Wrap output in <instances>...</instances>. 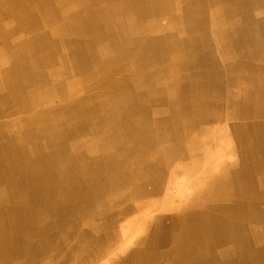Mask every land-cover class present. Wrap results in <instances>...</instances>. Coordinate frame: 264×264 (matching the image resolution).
<instances>
[{"label":"crops","instance_id":"0c3cea01","mask_svg":"<svg viewBox=\"0 0 264 264\" xmlns=\"http://www.w3.org/2000/svg\"><path fill=\"white\" fill-rule=\"evenodd\" d=\"M105 2L0 0V264H264V0Z\"/></svg>","mask_w":264,"mask_h":264},{"label":"bare ground","instance_id":"6f19581e","mask_svg":"<svg viewBox=\"0 0 264 264\" xmlns=\"http://www.w3.org/2000/svg\"><path fill=\"white\" fill-rule=\"evenodd\" d=\"M63 1V0H62ZM104 1H106L105 3V7H104V12L106 13V15H108V16H111L112 18H114V16H113V12H112V10H111V8H112V6L110 5V2H112V1H114V0H104ZM31 3V2H30ZM52 3V2H51ZM85 3V2H84ZM53 4V3H52ZM89 4V3H88ZM94 4V3H93ZM27 6V5H26ZM81 6V5H80ZM47 7V6H46ZM52 8H53V6H52ZM95 9V8H94ZM4 11H6V10H4ZM13 11H11V13H12ZM30 12V11H29ZM3 13V12H2ZM59 13V12H58ZM73 13V12H72ZM97 13V12H96ZM127 13V12H126ZM54 14V13H53ZM56 14V13H55ZM47 15V14H46ZM54 17V16H53ZM71 17V16H70ZM75 18V17H74ZM86 18V17H85ZM76 19V18H75ZM56 20V19H55ZM60 20V19H59ZM62 20V19H61ZM72 20H74V19H72ZM83 21H84V19H83ZM89 21V20H88ZM105 21V20H104ZM48 22H49V20H48ZM120 22H123L122 23V25L125 23H127L128 21L127 20H125V19H122V21H120ZM52 23V22H51ZM50 23V24H51ZM63 23V22H62ZM89 23V22H88ZM16 24H19V23H16ZM43 24H44V22H43ZM47 24V23H46ZM45 24V25H46ZM101 24V23H100ZM121 24V23H120ZM124 24V25H125ZM34 25V24H33ZM38 25V24H37ZM30 26H32L31 24H30ZM40 26V25H39ZM62 26V25H61ZM72 26V25H71ZM74 27H75V25H73ZM89 26V25H88ZM121 26V25H120ZM34 27H35V25H34ZM38 27V26H37ZM42 27V26H41ZM100 27V25H99V22L97 21V19H96V21L94 20L93 22H92V30H96V29H98ZM18 28V27H17ZM33 28V27H32ZM43 28V27H42ZM85 29L87 28L88 29V27H84ZM196 28H198V22H197V27ZM39 29V28H38ZM83 29V28H82ZM42 30V29H41ZM44 30H46V29H44ZM49 30V29H48ZM43 31V30H42ZM41 31V32H42ZM51 31V30H50ZM91 31V30H90ZM44 32V31H43ZM122 32V31H121ZM51 34V33H50ZM99 34V33H98ZM104 34V33H103ZM118 34V33H117ZM28 35V34H27ZM35 35V34H34ZM90 35V34H89ZM100 35V34H99ZM105 35V34H104ZM108 35V34H107ZM129 35V37H130V33L128 34ZM101 36V35H100ZM54 37V36H53ZM86 37H87V34H86ZM85 37V38H86ZM7 38V37H6ZM25 38V37H24ZM60 38H62V37H60ZM90 39H88L89 40V42L87 43V45L86 46H84L85 48V50H89L91 47H93V46H98V44L99 43H97L96 42V38H94V37H89ZM95 39V40H94ZM48 40V39H47ZM60 40V39H59ZM9 41V40H8ZM122 41V40H121ZM128 43H126V44H124V45H119L118 43H115V42H112V44L110 45V46H114L115 47V49L116 50H118V52H119V49L121 48V49H128V51L129 52H131V49H132V45H133V43L130 41V38L128 39ZM103 42H104V40H103ZM156 42H157V40H156ZM14 43V42H13ZM16 43V42H15ZM12 44V43H11ZM50 44H51V42H50ZM100 45V44H99ZM103 45V44H102ZM107 45V44H106ZM45 46V45H44ZM31 47V46H30ZM34 47V46H33ZM36 47V46H35ZM113 47V48H114ZM12 48V47H11ZM24 49V48H23ZM67 49V48H66ZM69 49V48H68ZM70 49H71V47H70ZM104 49V48H103ZM5 50V49H4ZM37 50V49H36ZM94 50H96V49H94ZM50 51V50H49ZM54 51V50H53ZM59 51V50H58ZM71 51H72V49H71ZM70 51V52H71ZM111 51V50H110ZM110 51L108 52V53H110ZM69 52V51H68ZM105 52V51H104ZM107 52V51H106ZM21 53H23V52H21ZM43 53V52H42ZM81 53V52H80ZM87 53V52H86ZM91 53H92V51H91ZM97 54V53H96ZM102 54V53H101ZM125 54V53H124ZM129 54V53H128ZM24 55V54H23ZM50 55H52V54H50ZM56 55V54H55ZM65 55V54H64ZM85 55V54H84ZM111 55V54H110ZM160 55H162V54H160ZM10 56H11V58L8 56V55H5V59H1L0 58V64H2V63H4V62H8L9 60L10 61H14V60H16V59H13L12 58V55L10 54ZM75 56V55H74ZM82 56V55H81ZM86 56V55H85ZM125 56V55H124ZM124 56H120L119 58L117 57V59L115 60L116 62H118V65H119V63H123L124 61H126V60H129L130 58V56L129 57H127V58H125ZM24 57H26V56H24ZM36 57V55L35 56H33V57H31L30 59H29V61H26V62H28V66H29V68H32V70L33 69H36V68H38V66L40 65V63L38 62V60L35 58ZM41 57V56H40ZM68 57V56H67ZM100 57H101V55H100ZM162 57V56H161ZM57 58V57H56ZM72 58V57H71ZM85 58V57H84ZM88 58V57H87ZM101 59H102V57H101ZM46 60V59H45ZM64 60V59H63ZM17 61V60H16ZM22 61H24V60H22ZM56 61V60H55ZM58 62V61H57ZM61 62V61H60ZM107 62V61H106ZM63 63V62H62ZM65 63V62H64ZM98 63H99V61H97V60H94V70L96 71V74H98L99 76H100V72L101 71H99V66H98ZM69 64V63H68ZM116 64V63H115ZM17 64H14V66H16ZM47 65H49V64H47ZM55 65V64H54ZM83 65V64H82ZM104 65V64H103ZM114 65V64H113ZM18 66V65H17ZM21 66V65H20ZM58 67H59V65H58ZM73 67V66H72ZM77 67V66H76ZM60 68V67H59ZM86 68H88V66L86 67ZM115 68V67H114ZM45 69V68H44ZM71 69V68H70ZM23 70V69H22ZM61 71V70H60ZM85 71V69L83 68L82 69V72H84ZM36 72V71H35ZM80 72V71H79ZM78 72V73H79ZM77 73V74H78ZM95 73V72H94ZM128 73V72H127ZM18 74V73H17ZM1 75V74H0ZM47 75V74H46ZM64 75V74H63ZM75 75V74H74ZM103 75V74H102ZM125 75H126V73H125ZM67 76V75H66ZM78 76V77H77ZM80 77V75H75L74 76V78H76L75 79V81H74V84H65L66 82H60V77L58 78V81L60 82V84H59V87H60V89L58 90L59 91V94H63L64 96L68 93V92H70V90L71 89H75L77 86V88H83V81L81 80V78H79ZM105 77V76H104ZM1 78V77H0ZM24 78V77H23ZM46 78V77H45ZM64 78V77H63ZM98 78V77H97ZM72 79V78H71ZM94 78H90L89 80H93ZM87 80V79H86ZM103 80V79H102ZM47 81V80H46ZM96 81V80H95ZM5 82V81H4ZM12 83V82H11ZM9 85V84H8ZM23 85V84H22ZM39 85V84H38ZM70 87H69V86ZM119 85V84H118ZM16 88V87H15ZM51 89V88H50ZM64 90V91H63ZM47 91H43V89H41V91H40V93H46ZM57 92V91H56ZM25 96L28 98V100H30L31 101V98H29V97H31V96H33L32 95V93L30 94L29 93V87L28 86H26V90H25ZM47 93H51V91L49 92H47ZM58 93V92H57ZM37 94V93H36ZM55 94V93H54ZM89 94H91V93H89ZM37 95H40V94H37ZM42 97H44V96H42V95H40V96H37V100H38V102L39 103H44V99L42 98ZM63 98H65V97H63ZM58 99V98H57ZM4 102V100H2V103ZM33 102V101H32ZM5 104V103H4ZM243 109H245V110H247L248 109V107H247V105H245L244 107H243ZM58 110V109H57ZM109 110V109H108ZM10 111V110H9ZM48 114L50 115V116H52L51 115V112H49L48 111ZM56 118V121H57V125H60V126H62V125H64L65 126V124L63 123V120L59 117V118H57V117H55ZM103 121V120H102ZM79 122V121H78ZM104 122V121H103ZM1 125V124H0ZM17 125V124H16ZM45 128L47 127V126H44ZM80 127V126H79ZM51 128H54V125H52L51 126ZM54 133H62V134H67L68 135V137H67V139L69 138V134H68V130H57V128L55 127V130L53 131ZM81 134V133H80ZM66 137V136H65ZM77 141V140H76ZM71 142V141H70ZM71 146H69V148H70ZM235 148V147H234ZM71 152V151H70ZM46 158V157H45ZM60 160V159H59ZM82 161H83V158H82ZM73 163V162H72ZM63 164H64V162H63ZM81 164H83V163H81ZM52 165V164H51ZM69 165H70V163H69ZM74 165V164H73ZM25 166V165H24ZM54 166H56V165H54ZM65 167V166H64ZM83 168V167H82ZM51 169V168H50ZM54 169V168H53ZM52 169V170H53ZM146 169V168H145ZM26 170V169H25ZM68 170V169H67ZM147 170V169H146ZM66 171V170H65ZM43 172V171H42ZM47 172V171H46ZM67 172V171H66ZM76 173V172H75ZM88 173V172H87ZM39 174V173H38ZM23 175V174H22ZM33 175V174H32ZM83 175V174H82ZM31 176V175H30ZM29 176V177H30ZM54 176V175H53ZM67 176H68V174H67ZM47 177H48V175H47ZM51 177V176H50ZM79 177V176H78ZM154 177V176H153ZM56 178V177H55ZM82 178V177H81ZM184 179V178H183ZM190 179V178H189ZM65 180V179H64ZM74 180V179H73ZM156 180V179H155ZM210 181H211V179H210ZM210 181H209V183H210ZM61 182H64V181H61ZM191 182V181H190ZM198 182V181H197ZM170 183V182H169ZM183 183V185L181 186L182 188L180 189L181 190V193L183 194L182 196H184V197H186V203H184V204H182V203H180L179 202V200H178V198L177 197H171V195H169L167 198H169V200L170 201H172V202H176L179 206L181 205V206H190V208H195V207H198V197H197V195H195V198H191V196L189 197V190H190V185H186V180L184 181V182H182ZM195 183V182H194ZM51 184V183H50ZM64 184V183H63ZM71 184V183H70ZM192 184V183H191ZM54 185V184H53ZM65 185V184H64ZM72 185V184H71ZM97 185H98V183H97ZM60 186V185H59ZM99 186V185H98ZM154 186H155V191H158V190H164V189H166V185L165 186H161L160 184H158L157 182L154 184ZM174 186V185H173ZM177 186V185H176ZM183 186H185V187H183ZM34 187V186H33ZM51 187H52V185H51ZM13 188V190H15V192H17V191H19L20 190V187H19V184L17 183V186H16V183H14V184H12V186L11 187H7L5 190H10V189H12ZM3 189V188H2ZM35 189V188H34ZM48 189V188H47ZM97 189H98V187H97ZM39 190V189H38ZM54 190V189H53ZM57 190V189H56ZM68 190V189H67ZM169 190V189H168ZM72 191V190H71ZM167 191V190H166ZM83 192H85V191H83ZM28 193V192H27ZM198 193V192H197ZM165 194V193H164ZM83 195V194H82ZM174 195V194H173ZM37 196V195H36ZM41 196H42V194H41ZM43 197V196H42ZM183 197V198H184ZM31 198V197H30ZM58 198V197H57ZM98 198V197H97ZM96 198V199H97ZM182 198V199H183ZM193 200H191V199ZM34 200V199H33ZM37 200V199H36ZM73 200V199H72ZM59 201H60V198H59ZM64 201V200H63ZM58 202V201H57ZM166 202H168V201H166ZM62 203V202H61ZM205 203V202H204ZM57 204V203H56ZM203 205V204H202ZM173 206V205H172ZM176 207V206H175ZM163 208V207H162ZM183 208V207H182ZM189 208V209H190ZM197 209V208H196ZM180 210V209H179ZM189 212V211H188ZM47 213H48V211H47ZM150 213V212H149ZM178 213V212H177ZM176 213V214H177ZM183 213V212H182ZM17 214V213H16ZM184 216V218H182L181 219V217H183ZM207 216V215H206ZM22 217V216H21ZM19 218V217H18ZM63 218V217H62ZM215 218V217H214ZM219 218V217H218ZM64 219V218H63ZM66 219V218H65ZM13 220V219H12ZM11 220V221H12ZM24 220V219H23ZM220 220V219H219ZM223 220V219H222ZM40 221V220H39ZM172 221H173V223H172V227H174V228H179V227H182V225H183V223H185L186 222V217H185V215H180L177 219H172ZM213 221V220H212ZM14 222H16V221H14ZM36 222V221H35ZM217 222V221H216ZM8 223V222H7ZM214 223V222H213ZM37 225V224H36ZM163 225V224H162ZM33 226V225H32ZM61 227V226H60ZM156 228V227H155ZM55 229V228H54ZM154 229V228H153ZM183 229V228H182ZM182 229H181V231H182ZM162 230H163V227H162ZM51 231V230H50ZM184 234V233H183ZM189 235V234H188ZM29 236V235H28ZM165 236V235H164ZM182 236H184V235H182ZM195 236V235H194ZM187 237V236H186ZM39 238V237H38ZM180 238V237H179ZM189 241L187 240V243H188ZM198 245V244H197ZM180 246V245H179ZM204 252V251H203ZM121 253H122V251H121ZM180 254H183V251H180L179 252ZM139 254V253H138ZM151 254V253H150ZM186 257V256H185ZM163 259V258H162ZM175 260V259H174ZM173 262V261H172ZM174 263V262H173ZM176 264V263H175Z\"/></svg>","mask_w":264,"mask_h":264},{"label":"rangeland","instance_id":"374dc122","mask_svg":"<svg viewBox=\"0 0 264 264\" xmlns=\"http://www.w3.org/2000/svg\"><path fill=\"white\" fill-rule=\"evenodd\" d=\"M178 180H179L180 183H182V180L183 179L180 178ZM183 187H185V186H183ZM167 194L168 195H171V197H177L178 200H179V202L182 203V204L186 203L185 202L186 201V197L182 196L183 194L181 192L177 191V190H171V189H169L168 192H167ZM174 215L175 214H173V213L166 212V213H163V214H159V217L161 216L160 217L161 222L163 223L164 226H166V225H169V221H170V219H172V217ZM147 216L149 218H153L154 217V214H153V212H151L150 214L148 213ZM126 222H128V221H126ZM126 224L127 223L123 224V227L125 226V228H126ZM140 227L141 226H139V228ZM166 229H167V226H166ZM122 234L125 235V232H123ZM136 234H137V236H139V239L138 240H141L144 237V233H143V230L141 228L138 229V231H137ZM136 237L134 238V240H131V239L130 240H125V238H124L122 243H120V244L116 245L114 248H112V250H114L116 247H118V249L120 248V250L121 249L124 250L123 251V254H120V255L114 257L115 260H120V259L126 258L128 256V253H130L135 248V244L137 242Z\"/></svg>","mask_w":264,"mask_h":264}]
</instances>
